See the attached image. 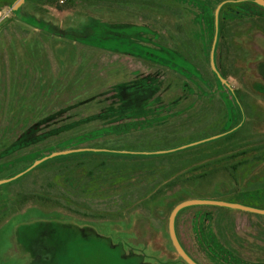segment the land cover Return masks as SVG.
<instances>
[{"label": "rangeland", "instance_id": "1", "mask_svg": "<svg viewBox=\"0 0 264 264\" xmlns=\"http://www.w3.org/2000/svg\"><path fill=\"white\" fill-rule=\"evenodd\" d=\"M226 1L233 0L0 6V264H186L169 219L195 198L194 188L143 201L160 173L138 166L142 156L84 149L146 156L188 149V159L200 143L244 125L248 143L258 144L241 158L237 179L221 171L227 182L204 198L227 194L264 209V12L262 20L227 21L226 39L220 26L216 39V10ZM223 41L231 49L225 82L212 67L215 47L220 73ZM241 99L253 101L251 112ZM67 151L81 154L18 177ZM101 162L108 164L94 167ZM62 176H71L70 186ZM196 207L176 221L195 256H207L206 264H264V215Z\"/></svg>", "mask_w": 264, "mask_h": 264}, {"label": "trees", "instance_id": "2", "mask_svg": "<svg viewBox=\"0 0 264 264\" xmlns=\"http://www.w3.org/2000/svg\"><path fill=\"white\" fill-rule=\"evenodd\" d=\"M15 1L16 0H1L0 6L3 4L12 5L14 4ZM53 4L55 3L52 2V5ZM62 4H65V1ZM261 11L264 12V9L262 7L250 1L241 2V3H234V2L227 3L221 10V18H220L221 38L226 39L228 27L225 25V23L227 21L228 22L229 21L230 22L243 21L245 17L252 18L254 14L257 17H259L260 20H262L261 18L262 14L260 13ZM227 44L229 46L228 42L225 43L223 41L222 48L218 50L220 52V55L222 56L221 59H222V64H223V66L222 64L219 66V70H220L222 77L225 78L226 80L229 78L231 74L230 68L226 65L225 60H223L225 59L224 58L225 55L231 54V49L227 46ZM252 102L253 101L250 99H246V100L241 99L239 103V107H242L245 111L249 110L251 112V110H253V106L251 105ZM244 127L245 126L242 125L237 130H235V132L233 133H229L227 135L219 137L218 139H215L212 141L210 140L208 142H204L202 144L197 145L196 147H194L193 151L189 153L191 158H188V159H185L186 154L185 155L183 154V152H185V150H188V149H178L175 151H166L162 153L152 154L149 156H146V154L138 155L134 153H122V152L121 153L119 152L118 153H104V154L116 155L117 157L118 156L120 157L142 156L144 159L141 161V163L137 162L138 166H141L144 169L148 167L150 168L149 171L157 170L156 172L160 173V176L158 175L155 177L158 180L157 183L155 185L150 186L146 194L143 195L144 196L143 201L156 202L165 195L175 194L178 191H181L183 189H190V188H194V191H195L194 199H206L204 198V194H205L204 192H206V190L210 188L214 183L217 186L219 181L221 182L223 180L224 182H227L224 176H220L221 171L225 170L229 173L230 177H235L237 179L238 177L237 175L240 174V171L242 170L245 164L244 159H241V158H244L245 155L250 153V150H249L251 148L250 146L258 144L259 140L248 143L250 139L244 135L245 133L244 131L247 130V127L245 128ZM259 143H261V141ZM262 150H264V148ZM76 154H81V153H73V154H69V155H65L61 157H56L54 159L70 158ZM148 157L152 158V160L150 161L148 160L149 162L147 161ZM164 160L170 161V164L162 165L161 163ZM106 164L108 163L101 162V166L97 165L94 167L103 168L104 166H107ZM121 165H125V164L121 163ZM121 165L118 166L113 163L112 166H114L113 168L118 167L119 170H123L124 168H127L129 166L128 164H126V166H121ZM187 177L188 179L192 181L189 185H187L188 183L184 184V182H182L183 179ZM62 179H63L64 184L70 186L69 183L71 181V176H67V177L62 176ZM173 186L175 188L172 189ZM236 193L238 194V197L240 199L244 198V196L241 195L240 193L238 192ZM225 196H227V194L218 193V196H216L215 199L234 202L232 200L227 199ZM254 199L256 200L257 197H255ZM242 204L252 206V207H258V208L263 207L262 205H256L254 203L252 204L242 203ZM196 208H207L210 210L212 209V210L217 211L218 214H221L223 212L227 213L231 211L225 208L210 207V206H201V207H196ZM191 209H195V208H191ZM191 209L182 210L178 214L176 221L178 222V219L181 217V215ZM222 230H225V229H222ZM226 234L230 238V233L228 230ZM200 236L203 239L205 236V233H202ZM179 240L182 246L187 251V253L196 262H198L199 264H206L205 259L207 260V256H205L203 258L204 260L202 261L200 258L195 256L190 250H188L184 246L180 237H179ZM205 247L207 248L206 244H204V248ZM198 251L203 252V248H201V250L198 249ZM206 252L210 253L211 249L207 248ZM181 260L184 261L182 258Z\"/></svg>", "mask_w": 264, "mask_h": 264}, {"label": "water", "instance_id": "3", "mask_svg": "<svg viewBox=\"0 0 264 264\" xmlns=\"http://www.w3.org/2000/svg\"><path fill=\"white\" fill-rule=\"evenodd\" d=\"M25 0H17L15 2V4L12 6V9L15 11L18 9V7L24 2ZM250 1L260 7H262L264 9V0H247ZM229 2H233V1H226L224 3H222L218 9L216 10V28H217V34H216V39L218 38L219 35V18H220V11L221 9ZM235 2H240V1H235ZM215 50V47H214ZM214 50H213V55H212V67L213 70L215 71V73L218 75V77L220 78V80H222L223 82H225L224 78L222 77V75L219 73V71L217 70V66L215 64V60H214ZM234 129L231 131V133L235 132ZM208 142V141H207ZM204 143V142H202ZM200 143V144H202ZM81 151V150H80ZM82 151H91V152H115V151H106V150H93V149H84ZM79 151H67V152H61V153H57V154H53L50 157H47L43 160H40L39 162H37L35 165H33L31 168H29L27 171H25L24 173L20 174L18 177L23 176L24 174L30 172L31 170H33L37 165L49 160V159H53L56 157H61V156H65V155H69V154H73ZM125 153V152H122ZM17 177V178H18ZM194 206H211V207H219V208H225V209H232V210H237V211H242V212H247V213H256V214H260V215H264V209L263 208H258V207H252V206H248L242 203H236V202H230V201H225V200H220V199H190L187 201H184L180 204H178L172 211L171 215H170V219H169V230H170V235H171V239L172 242L178 252V254L183 258V260L187 263V264H199L198 262H196L185 250V248L182 246L179 237L177 235V230H176V220L178 217V214L186 209V208H190V207H194Z\"/></svg>", "mask_w": 264, "mask_h": 264}, {"label": "flooded vegetation", "instance_id": "4", "mask_svg": "<svg viewBox=\"0 0 264 264\" xmlns=\"http://www.w3.org/2000/svg\"><path fill=\"white\" fill-rule=\"evenodd\" d=\"M236 1H240V2H235V0H233L234 3L246 2L247 0H236ZM247 2H249V1H247Z\"/></svg>", "mask_w": 264, "mask_h": 264}, {"label": "built area", "instance_id": "5", "mask_svg": "<svg viewBox=\"0 0 264 264\" xmlns=\"http://www.w3.org/2000/svg\"><path fill=\"white\" fill-rule=\"evenodd\" d=\"M62 3H64V1H61Z\"/></svg>", "mask_w": 264, "mask_h": 264}]
</instances>
